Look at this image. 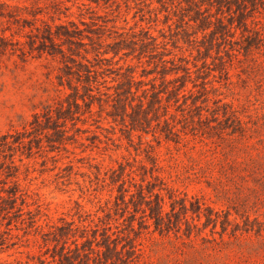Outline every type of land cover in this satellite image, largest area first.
Here are the masks:
<instances>
[{"label": "rangeland", "instance_id": "obj_1", "mask_svg": "<svg viewBox=\"0 0 264 264\" xmlns=\"http://www.w3.org/2000/svg\"><path fill=\"white\" fill-rule=\"evenodd\" d=\"M160 1L0 0V138L22 133L23 142L0 150V264H54L46 234L62 220L112 226L135 248L130 264H264V0ZM46 25L80 30L83 44L69 51L57 42L50 54ZM116 43L119 56L102 55ZM74 61L95 66L101 106L89 113L80 100L71 141L51 151L46 133L28 132L36 114L71 93L67 81L78 84L67 75L80 70ZM119 67L133 69L148 98L153 84L172 81L148 133L109 115ZM166 123L170 140L160 133ZM120 163L138 181L147 168L163 195L199 201L201 218L187 219L202 229L187 237L182 223L160 234L140 228L139 215L133 224L116 217L109 178ZM204 214L214 219L205 230Z\"/></svg>", "mask_w": 264, "mask_h": 264}, {"label": "trees", "instance_id": "obj_2", "mask_svg": "<svg viewBox=\"0 0 264 264\" xmlns=\"http://www.w3.org/2000/svg\"><path fill=\"white\" fill-rule=\"evenodd\" d=\"M159 3H161L160 0ZM56 27L57 29L54 31L51 26L46 25V42H49V47L53 50L50 54L60 51L58 48L60 45L57 42H61L62 45H68L69 51H73L71 45L83 44L82 42H75L78 33L81 32L80 30L77 29L76 31L66 26ZM95 51L98 55L102 53L97 48ZM121 51L122 44L116 43L111 50H105L102 55L113 53V59H115ZM87 53L89 52L87 51ZM83 59L89 62L86 57H83ZM74 63L80 67V70H70L67 75H75L78 84H73L72 80L67 81L71 93L67 94L65 99H60L58 106L48 105L44 114H36L34 121L31 123L32 131L28 132L29 134H36V136H42L46 133L45 138L51 147V151L56 149V144L62 145L67 141H71L70 136H68L67 125L68 122L78 120V114L82 110V105L79 103L80 100L89 113L92 112L95 101L101 106V98L96 97L93 93V85L98 82V79L94 77L95 72H97L95 66L77 63L76 61ZM123 69V67H119L118 70L112 71L111 68H107V71L116 73V77L112 79V82H116V85L110 87L115 89V97L111 105L113 111L109 115L114 122L120 119L124 125L125 123L127 124V119H129L132 131L148 133L144 126L149 124L150 114L156 115L157 107L163 106L162 98L164 94L171 95L175 92V89H168V85L172 81H168L163 77L159 89H156V85L153 84L152 88L154 91L148 98V88L145 89L143 88L145 86H140L143 82L136 80L133 69L127 67L125 71H122ZM102 78L105 79L104 77ZM104 81L106 82V80ZM79 84L82 87L83 94L80 93ZM61 85H63V82ZM140 90L142 96L137 95ZM98 93L100 94L101 91ZM136 99L137 104L134 106ZM41 118H44L45 122ZM160 133L166 140H170L173 131L169 128V124L166 123ZM21 134L17 133L19 137L13 141L9 140L10 134L2 136L0 138V150L6 148L11 150L14 149L13 147L16 144L23 143L20 138ZM40 140L42 139L40 138ZM34 141L39 140L35 139ZM32 142L33 140H30V144ZM143 169L144 173L140 174V181L133 177L135 171L129 164L120 163L117 169L111 170L110 184L115 186L117 190V195L114 197V215L116 217L120 216L121 219L128 215L127 220H131L132 224L139 215L140 224L144 225L140 226V228H153L154 232L160 234L180 232L182 231V223L188 225L185 226L184 230V234L187 237H191L194 232L200 231L202 228L190 224L187 219L189 216L201 218L203 208L200 202L196 200L194 202L189 201L187 197H178L172 191L163 195V188L149 181L148 169L145 167ZM150 178L160 179L155 176L154 167L151 168ZM127 180H129L130 186H127ZM131 186L135 188V192L131 190ZM167 205H169V209H167ZM204 215L207 223L206 226H203V230L209 227L207 226L208 223L214 222L212 214ZM105 217L109 220L112 219L111 211ZM130 227L131 230H134V226ZM215 228L216 226H213V229ZM46 237L47 242L54 244L53 253L51 254L54 264H130L132 261L130 259H133L135 254L134 246L126 249V245L121 242L123 237L117 236L116 232L112 230V226H103L100 231L99 228L80 227L76 226L74 221L67 222L62 220L61 225L51 227ZM99 237L101 238L99 239Z\"/></svg>", "mask_w": 264, "mask_h": 264}]
</instances>
